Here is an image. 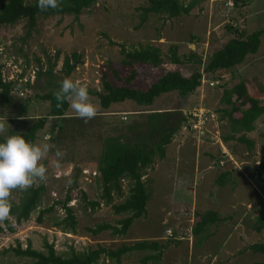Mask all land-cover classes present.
I'll use <instances>...</instances> for the list:
<instances>
[{"label": "rangeland", "instance_id": "374dc122", "mask_svg": "<svg viewBox=\"0 0 264 264\" xmlns=\"http://www.w3.org/2000/svg\"><path fill=\"white\" fill-rule=\"evenodd\" d=\"M243 1L249 11L263 9L262 12L250 15L254 22L242 24L236 20V13L244 11L238 0H178L182 5H191L188 13L171 18L148 14L142 23L139 22L140 7L145 4V0H96L92 7L82 10L76 19L71 15L38 17L28 36L24 35V20H19L12 26H1L2 74L6 79L19 80L15 90L10 93L9 101L0 97V123L5 124V131L0 135L5 136L9 129L21 131L25 128L24 121L27 120L15 117L18 106L25 98L30 97L27 117L43 116L48 110V103L36 96L49 90L47 76H36L39 67L44 70L47 66L45 56L52 57L58 52V61L54 67L57 70L60 68L61 57L75 51L81 55V63L76 65L69 77L98 89L100 76L104 73L105 78L113 85H121V79L129 75L131 69L120 63V44L125 50H129L150 43L157 45L162 53H165L167 45L176 44L179 53L185 54L192 50L203 62L234 35L232 28L249 33L264 24V0ZM188 43L195 44V48L188 49ZM36 58L39 59V64L36 63ZM162 67L134 65L132 69L136 75L129 86L143 90L163 69H175L187 75L195 68L200 69L201 65H173L166 62ZM201 80L198 89L196 88L198 92L194 91L185 98H180L175 92L160 94L151 106L145 107V111L179 108L182 112H187L193 106L211 108L214 111L217 104L212 101H216L220 90L232 86L238 80H243L251 93H263L264 33L260 35L259 46L254 55H246L242 63L231 70L203 73ZM24 81L29 86L22 87L21 83ZM209 82L214 84L210 86ZM199 90L203 93L201 102L198 100ZM90 98L97 106L96 98ZM260 101L264 104V96ZM119 107L137 109L133 102L120 104ZM97 108L96 117L87 124L70 108L69 114L61 120L57 119L58 122L47 118L44 128L37 132L33 141L35 144H53L65 153L61 168H56L53 163L56 148L51 149L48 157L42 161L48 168V179L44 182L45 189L39 208L47 207L53 201H61L68 195V205L76 219V232L63 231L53 225L64 214L59 204L54 205L50 212L44 213L41 222L36 220L37 209L21 223H15L9 218L11 230L0 224V264L30 262L29 258L3 251L16 242L22 248L29 242L33 249L44 251L43 241H46L53 244L57 254L67 255L69 246L75 251H82L87 247L93 248L96 244L115 247L120 243L141 239L156 240L165 245L160 260L147 264H264L263 255L248 250L241 251L247 244L264 243V229L257 232L253 228L257 217L264 219V172H258L253 161L254 156L264 154V113L246 134L253 141L251 151H246V147L235 140H223L229 133L225 120L218 125V133H214L209 125L200 139L203 140L202 149L214 163L211 164L213 168L194 176L186 150H183L186 159L181 156V161H176L177 166L172 164L165 170V162L160 161L157 167L159 172L150 174L145 181L149 192L145 215L135 219L122 236H111L109 230L91 236L86 232V227H92L101 221L115 224L116 220L124 216L113 214L111 208L103 204L90 211L83 203L82 192L89 200L97 198L92 170L96 172L101 139L107 135H116L127 124H131V135L143 129V126L134 128L132 124L139 119L134 117L136 114L111 113L114 112L112 105L105 112H101L98 106ZM179 130L180 135L187 139L193 134L192 131H198L191 129L189 119L187 125L183 123ZM210 137H216L220 143L215 141L216 138ZM226 159L227 162H223L225 166L218 168V165H222L219 160ZM223 170L228 172L227 178L220 184L217 177ZM19 195V190H14L10 199L17 201ZM122 198L123 196L114 197L112 202L116 203ZM207 209L215 210L221 217L228 218L211 226V235L196 244V238L191 235V225L196 219L192 216L194 212ZM142 255L143 252L139 251L123 255L121 264H138ZM97 264L114 262L100 258Z\"/></svg>", "mask_w": 264, "mask_h": 264}, {"label": "trees", "instance_id": "16d2710c", "mask_svg": "<svg viewBox=\"0 0 264 264\" xmlns=\"http://www.w3.org/2000/svg\"><path fill=\"white\" fill-rule=\"evenodd\" d=\"M96 0H60L58 9H48L41 11L37 6V0H0V27L12 26L19 20H24L25 36L34 27L38 17H49L54 15H71L76 19L84 9H88L95 4ZM191 5H182L178 0H145V4L140 7L141 17L139 22H144L148 14L163 15L168 18L176 17L188 13ZM232 37L217 50L207 56L202 62L201 57L194 51L189 50L185 54L177 53V45L169 44L165 53L154 44L146 43L138 45L129 50H125L123 45H119L122 66L129 67L131 72L121 80L123 84L113 85L105 78V74L100 76V87L98 89L88 87L90 97L96 98V103L101 112H105L110 105L131 101L137 106H149L160 94L175 92L180 98H185L193 93L200 85L203 73H214L217 70H231L236 65L242 63L246 55L254 54L259 46L260 35L264 33V24L249 33L238 31L232 28ZM112 43V42H110ZM81 55L72 51L69 55H63L60 61V68L54 70L58 61V52L52 57L45 56L47 66L44 70L41 67L36 72V76L46 75L49 90L40 95L38 99L48 103V110L43 116L27 117L26 110L29 105V98H25L18 106L15 117L25 118V128L23 130L9 129L5 136L0 135V142H4L9 135H22L26 141L33 143L37 132L44 128L47 118H65L69 113V104L64 102L61 108H57V101L54 92L60 88V81L64 77H69L78 63H81ZM39 64V59H35ZM166 62L173 65L193 63L201 65V68L193 69L189 74L183 75L178 70H162V73L149 84L145 90L129 86L135 78L134 65H147L156 68H163ZM2 63L0 62V97L4 101H9L12 90L17 85L16 78L5 80L2 77ZM56 73L58 76H56ZM114 74V72H113ZM115 75V74H114ZM56 77V78H55ZM116 77V75H115ZM56 79V80H54ZM22 87L29 86V83H21ZM20 86V85H19ZM22 94V93H21ZM220 107L216 108L217 119L227 122L228 135L223 140H235L246 147V151L253 149V141L246 137V134L253 129L254 121L264 113V104H261L254 93L249 92L243 80H238L230 87L222 88ZM146 114V116H144ZM139 122L132 123L134 128L143 126V129L135 131L130 136L122 133L107 135L101 139L99 156L94 173V183L97 188V198L89 200L84 192L81 193L84 206L93 211L100 204L107 205L115 215L124 214L116 220L115 224L101 221L92 227H86V232L94 236L102 231L109 230L111 236H122L135 219L144 216L146 213L145 204L149 198L142 176L146 168L150 167L153 158H161L164 154L165 146L172 136L178 132L182 124L187 125V117L181 110L173 109L160 112L144 113ZM131 125V124H130ZM126 125L119 129H129ZM255 169L264 172V154L256 161ZM227 172L220 173L217 182L223 184L226 181ZM45 189L44 183L34 185L27 191H21L17 201L11 200L12 209L9 218L15 223L26 221L30 214L37 209L36 220L41 222L42 215L50 212L54 205L59 204L64 214L58 218L53 225L63 231L76 232V219L71 206L68 205L70 197L66 195L61 201H53L44 208H39L41 195ZM118 202H112L113 198L122 197ZM9 218L2 223L7 230H11ZM195 221L191 225V235L195 237L196 244L211 235V226L225 221L228 217H221L215 210H204L195 213ZM255 231L264 229V219L257 217L253 223ZM209 229V230H208ZM201 234L202 236H199ZM164 244L156 240L141 239L131 243H120L115 247H108L96 244L95 247H87L82 251H75L73 247H68L67 255L57 254L52 243L43 241L44 251L33 249L29 242L22 248L18 242L14 246L3 249L4 252H11L15 256L30 259L28 264H97L100 258H107L114 264H121L123 255L132 252H143L138 264L156 263L161 258ZM249 250L251 253H258L264 256V243L255 242L247 244L241 251Z\"/></svg>", "mask_w": 264, "mask_h": 264}, {"label": "clouds", "instance_id": "9594fccd", "mask_svg": "<svg viewBox=\"0 0 264 264\" xmlns=\"http://www.w3.org/2000/svg\"><path fill=\"white\" fill-rule=\"evenodd\" d=\"M37 6L42 12L50 8L58 9L60 0H37ZM54 97L57 108H61L67 101L70 110L86 124L97 115L98 108L90 98L88 86L80 80L64 77ZM4 131L5 124L0 123V133ZM53 148L56 146L49 143H30L19 134L9 135L4 142H0V222L10 216L13 206L10 197L14 190L27 191L47 181L48 168L42 161ZM64 156L65 153L56 148L53 161L56 168L62 167Z\"/></svg>", "mask_w": 264, "mask_h": 264}, {"label": "crops", "instance_id": "0c3cea01", "mask_svg": "<svg viewBox=\"0 0 264 264\" xmlns=\"http://www.w3.org/2000/svg\"><path fill=\"white\" fill-rule=\"evenodd\" d=\"M245 1L243 0H238V4H242L243 8H244V11H240V12H237L236 14H238V17H236V20L237 21H241L242 24L243 22H254V19H252L250 17L251 14H255V13H258V12H262L263 9L260 8V9H255V10H251L249 11L248 8H246L245 6ZM237 6V5H236ZM239 8V7H238ZM237 10V8H236ZM250 13V14H249ZM263 25V24H262ZM260 28V27H259ZM246 32V31H245ZM227 41V40H226ZM225 43V42H224ZM223 43V44H224ZM195 44H192V43H188V49H194L195 48ZM177 53L178 54H182V53H179V51L177 50ZM256 53V52H255ZM254 53V54H255ZM254 54H248V55H254ZM239 65V64H238ZM234 68V67H233ZM232 68V69H233ZM245 83V82H244ZM245 85L247 86V84L245 83ZM199 87V86H198ZM248 88V87H247ZM139 89V88H138ZM146 89V88H145ZM143 89V90H145ZM198 89V88H197ZM142 90V89H141ZM221 91L218 93V97L216 99V101H212V103H215L217 104V107H220L221 105L219 104V98H220V94H221ZM195 92H198V90H195ZM200 92V90H199ZM250 92V91H249ZM255 96L257 97V100L260 101L261 97L264 96V92L263 93H255ZM203 96V93H199L198 95V100L201 102V98ZM157 98V97H156ZM131 101H123L121 103H116V104H112V111L114 112H111V113H115V114H119V113H122V114H127V115H133V114H136V116L134 117H138L139 119H137L138 121H135V122H139V120H141V118H143V114L144 113H148V112H160L162 110H157V108H155L154 110H149V111H145V107L147 106H137L133 103V106L135 108H137L136 110H133L134 108H126V107H119L120 104H127ZM132 103V102H131ZM153 103V102H152ZM261 103V101H260ZM214 104V105H215ZM262 104V103H261ZM152 105V104H151ZM149 105V106H151ZM148 106V107H149ZM129 107V106H128ZM114 108V109H113ZM207 109L208 111L212 112L214 115H215V120L214 121H209L207 122L205 125H204V128L202 130H199V131H192L193 134H191L190 138H184L183 136L180 135V130H178V132L176 134H174L171 138V140L169 141V143L165 146V150H164V154L161 158H157V157H154L153 158V162H152V165L148 168H146V170L144 171V174L142 176V179L143 181H146V178L151 174L153 173H157L159 172V169H157L158 167V163L160 161L162 162H165L164 166H165V170L169 169V167L173 164V165H176V161L179 160L181 161V156H183L185 159H186V155L183 153V150H186L188 151V156L190 157L188 160H189V164L192 166L191 167V170H192V174L195 176H199V175H202L204 171L208 170V168L212 167L211 164H214L211 160L208 159V155L204 152V150L202 149V146H201V143L203 142V140H201L200 138L203 137L205 131H207V128L209 127V125L213 128L214 130V133H218L217 130H218V125H220V123L223 121L222 119H217L218 115H217V111H216V108L214 109V111L210 108H205ZM132 116V117H133ZM262 116V115H261ZM134 120H136L134 118ZM258 118L254 121L253 123V127H254V124L258 123ZM226 122V121H225ZM131 129H124V131H118L117 134L119 133H122L124 134L125 136H130L131 133H130ZM114 135V134H113ZM217 137V136H216ZM216 137H210V138H216ZM209 138V139H210ZM215 141H218V139L216 138ZM219 142V141H218ZM220 143V142H219ZM205 146V145H203ZM205 149V148H204ZM222 151V150H221ZM183 153V154H182ZM222 153H224L222 151ZM225 155L227 153H224ZM263 155V154H262ZM261 155H259L260 157ZM259 157L257 156H254L255 160L254 163L256 164L257 162V159H259ZM224 164L227 162V159L226 160H219V164L222 163V165H218V168L222 166L224 167L225 165ZM210 165V166H209ZM177 166V165H176ZM214 167V166H213ZM212 167V168H213ZM93 172V175H94V170H92ZM223 172H227L225 170L221 171L220 173H223ZM219 173V174H220ZM228 173V172H227ZM262 173V172H261ZM148 181L150 182L151 179H148ZM204 211V210H202ZM195 213L197 212H194L193 213V218L195 217ZM193 222V221H192ZM246 251V250H244ZM249 251V250H248Z\"/></svg>", "mask_w": 264, "mask_h": 264}, {"label": "built area", "instance_id": "2783aa9c", "mask_svg": "<svg viewBox=\"0 0 264 264\" xmlns=\"http://www.w3.org/2000/svg\"><path fill=\"white\" fill-rule=\"evenodd\" d=\"M230 5H232V3ZM1 74H2V71H1ZM2 77L5 80H10V79H6L3 76V74H2ZM11 79H13V78H11ZM208 84L210 86H212L214 83L209 82ZM20 94H21V92H20ZM182 113L184 114V116L187 117V120L189 119L190 124H191V129H193V130H195V129H197L198 131L202 130L204 128V125L207 122L215 120V115L212 112L208 111L205 108L199 107V106H197V107L193 106V107H191V109L189 111L182 112ZM82 172L86 173V170H83Z\"/></svg>", "mask_w": 264, "mask_h": 264}]
</instances>
